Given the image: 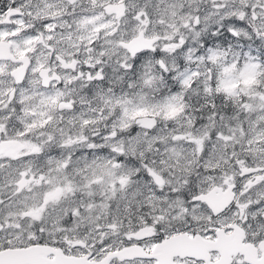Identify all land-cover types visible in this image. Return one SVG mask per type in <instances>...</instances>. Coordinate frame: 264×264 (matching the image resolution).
Instances as JSON below:
<instances>
[{"label":"snow or ice","instance_id":"obj_1","mask_svg":"<svg viewBox=\"0 0 264 264\" xmlns=\"http://www.w3.org/2000/svg\"><path fill=\"white\" fill-rule=\"evenodd\" d=\"M0 264H264V0H0Z\"/></svg>","mask_w":264,"mask_h":264}]
</instances>
